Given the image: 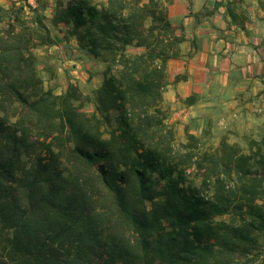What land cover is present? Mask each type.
<instances>
[{
	"label": "trees",
	"instance_id": "16d2710c",
	"mask_svg": "<svg viewBox=\"0 0 264 264\" xmlns=\"http://www.w3.org/2000/svg\"><path fill=\"white\" fill-rule=\"evenodd\" d=\"M173 1L55 4L106 66L90 95L44 86L47 6L0 5V264H264V137L204 150L166 124Z\"/></svg>",
	"mask_w": 264,
	"mask_h": 264
},
{
	"label": "crops",
	"instance_id": "0c3cea01",
	"mask_svg": "<svg viewBox=\"0 0 264 264\" xmlns=\"http://www.w3.org/2000/svg\"><path fill=\"white\" fill-rule=\"evenodd\" d=\"M168 14L174 34L184 39L167 65L164 100L172 120L197 137L264 132V0H174ZM65 33L47 48L68 57V77L88 73L89 82L75 83L81 91L96 90L105 65L63 39Z\"/></svg>",
	"mask_w": 264,
	"mask_h": 264
},
{
	"label": "rangeland",
	"instance_id": "374dc122",
	"mask_svg": "<svg viewBox=\"0 0 264 264\" xmlns=\"http://www.w3.org/2000/svg\"><path fill=\"white\" fill-rule=\"evenodd\" d=\"M0 1H2V3L7 7H10L12 3H16L17 5L23 4V0H0ZM4 1H6V2H4ZM69 1L70 0H40V5H46L47 6L46 7L47 9L42 11V13H44V15L46 16V20L44 22L50 28L51 34L53 36L56 35L60 38L63 35V31H66V30H64L66 28H65V26H60L59 28L53 27L52 26V18H49L47 15H54L55 4H57L59 2L66 4ZM94 1L95 2H101L104 0H94ZM0 5H2V4H0ZM16 7H18V6H16ZM26 11L28 12V15L30 17H32V13L29 12L28 10H26ZM46 11H47V13H46ZM130 51L141 52V50H135V49H131ZM36 54L38 56V70H39V73H40V75L44 81L45 88L46 89H53L57 95L64 94L66 84H68L69 80H74L73 78L68 77L65 73L66 70L64 68V64L66 62L65 60L68 57L64 56V58H63L61 56V54L58 53L57 51L50 52L47 47L38 48L36 50ZM105 68H106V66H105ZM103 73H104V71L101 72L102 81L104 79ZM85 77H89L88 73H85L83 78H81V75L78 76V78H76V80H74L75 82L73 84H75V83L78 84V82H80V84H82V82H89V78H85ZM92 91H90L89 89H85L82 92L85 95H90ZM94 108L95 107L93 104L88 103V104H85L83 111L90 115L94 112ZM162 108L165 111L164 112L165 115L168 117L166 120V124L173 128L177 142H185L186 141V132H189V130L185 129L182 125H179V123L172 120L173 117H170L171 112H170L169 106L165 102L162 104ZM263 137H264V132H262V133L257 132L255 134H253L252 137L245 138V136L242 134H238V135H234V136H227V133L221 132L218 130V131H213L212 133H209L205 136H201L200 138L202 140V144H203L202 148L204 150L216 149L217 147H219L222 140H226V141H228V143L237 144L244 151H248L250 140H252V139L261 140Z\"/></svg>",
	"mask_w": 264,
	"mask_h": 264
}]
</instances>
